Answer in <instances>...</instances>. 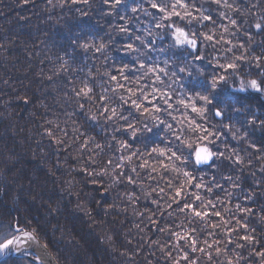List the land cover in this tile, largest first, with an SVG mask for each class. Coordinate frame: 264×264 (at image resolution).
I'll return each mask as SVG.
<instances>
[{
	"label": "trees",
	"instance_id": "1",
	"mask_svg": "<svg viewBox=\"0 0 264 264\" xmlns=\"http://www.w3.org/2000/svg\"><path fill=\"white\" fill-rule=\"evenodd\" d=\"M156 2L0 0V239L29 230L58 264H264V0Z\"/></svg>",
	"mask_w": 264,
	"mask_h": 264
},
{
	"label": "snow or ice",
	"instance_id": "2",
	"mask_svg": "<svg viewBox=\"0 0 264 264\" xmlns=\"http://www.w3.org/2000/svg\"><path fill=\"white\" fill-rule=\"evenodd\" d=\"M106 2H107V0H106ZM120 2H121V0H115V4H119ZM217 2H219V0H217ZM149 3H150L152 8L158 9L161 13L167 12V6L164 5V4L157 3L156 0H149ZM174 7H175V5H173V8ZM132 11L136 12L137 9L133 8ZM177 15H178V13H177ZM170 16H171V13L168 14L167 16L163 17V18L167 19V18H170ZM203 18L204 19H210V17H203ZM233 23H235V21H233ZM156 26L157 27H162V25L160 23H157ZM257 27L259 28L260 25H257ZM121 31H126V29L122 28ZM173 36H174L175 42L177 44H179V45L188 44V45H191L193 48H195V46H196V40L195 39H190L188 33L183 28L175 27L174 32H173ZM207 38L211 39V37H207ZM136 39L140 40V37H136ZM143 43H144V41L141 40V44H143ZM84 47H87V45H85ZM103 47H104V45L101 44L100 48H103ZM127 47L129 49L136 50V49H133V45L132 44H129ZM140 66H141V68L144 67L143 64H141ZM228 67L234 69L236 67V65L235 64H229ZM183 70L184 69H180V71H183ZM148 71H155V69L149 68ZM160 71L163 72L164 69H160ZM111 78L113 80L116 79L115 76H112ZM157 79H159V77H157ZM219 79L223 80L224 77L221 76V77H219ZM216 85H217V80L214 78L213 81H212L211 87L215 88ZM247 87H250L251 89H253L255 91H258V92L264 90V84H262L261 82H258L255 79L250 80L248 82ZM240 90L241 91L245 90L243 84H242V87H241ZM89 91H90V89H89ZM85 94H87V93H85ZM199 98L204 100V101H206V102L208 101V97L207 96H200ZM133 106L136 107V108H140V105L137 104L135 101H133ZM111 111H112V115L113 116L117 115L115 109H112ZM193 111H197L195 106H193ZM200 112L202 114L203 110L201 109ZM216 115L220 116V115H222V113L220 111H217ZM129 126L131 127V125H129ZM201 153H203L204 155L202 156ZM161 155H163L162 151H161ZM210 155H211V153L205 148H202V149H199V150L196 151V158H197L198 162L201 161V160L208 159L210 157ZM172 156L176 157V159H180L179 156H176L175 152L172 153ZM185 175H187V173H185ZM179 194L180 193L177 192V195H179ZM186 207H189V206L186 205ZM216 214L219 215V213H216ZM196 215H200V213H196ZM16 243H17V237H15V236H12L11 238H8L7 236H5L3 239H0V254H3L5 252L9 251L12 248V246L15 245Z\"/></svg>",
	"mask_w": 264,
	"mask_h": 264
},
{
	"label": "water",
	"instance_id": "3",
	"mask_svg": "<svg viewBox=\"0 0 264 264\" xmlns=\"http://www.w3.org/2000/svg\"><path fill=\"white\" fill-rule=\"evenodd\" d=\"M202 148L207 149L206 147L200 146L196 148L193 154V159L197 166L208 165L213 160V154L207 149L211 153L210 157L206 160L197 161L196 151ZM201 155L203 156L204 154L201 153ZM14 236L17 237V243L9 251L0 254V263L13 257H25L37 264H58L49 249L33 232L21 229L17 230ZM37 251L41 252L43 256L41 259H37Z\"/></svg>",
	"mask_w": 264,
	"mask_h": 264
},
{
	"label": "bare ground",
	"instance_id": "4",
	"mask_svg": "<svg viewBox=\"0 0 264 264\" xmlns=\"http://www.w3.org/2000/svg\"><path fill=\"white\" fill-rule=\"evenodd\" d=\"M197 165V164H196ZM16 234V233H15ZM14 236V235H13ZM37 255L39 256H37V259H41L43 256H42V254H41V252L40 251H37ZM19 258H25V257H19ZM27 259V258H26ZM29 260V259H28ZM43 262V261H42ZM35 263V262H34ZM37 264V263H36ZM45 264V263H44Z\"/></svg>",
	"mask_w": 264,
	"mask_h": 264
}]
</instances>
